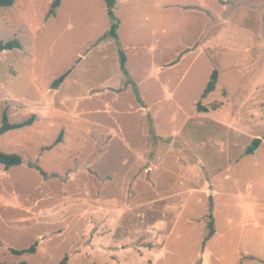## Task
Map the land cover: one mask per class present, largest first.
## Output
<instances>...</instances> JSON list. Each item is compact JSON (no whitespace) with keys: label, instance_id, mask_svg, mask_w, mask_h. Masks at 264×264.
Masks as SVG:
<instances>
[{"label":"rangeland","instance_id":"rangeland-1","mask_svg":"<svg viewBox=\"0 0 264 264\" xmlns=\"http://www.w3.org/2000/svg\"><path fill=\"white\" fill-rule=\"evenodd\" d=\"M52 1L0 7V124L36 115L0 135V262L264 264V0H116L118 39Z\"/></svg>","mask_w":264,"mask_h":264},{"label":"trees","instance_id":"trees-1","mask_svg":"<svg viewBox=\"0 0 264 264\" xmlns=\"http://www.w3.org/2000/svg\"><path fill=\"white\" fill-rule=\"evenodd\" d=\"M105 5H106V13L108 17L111 20V26L108 32L103 36V38L110 36L114 39H118V34H117V28L119 24L118 18L115 16L113 8L116 3V0H104ZM14 4V0H0V7H11ZM61 4V0H53L50 5V9L48 11L49 16H52L55 14V9L58 8ZM21 44L17 40H10V41H0V52L5 51V50H11L14 48H20ZM119 60H120V69L124 73V75H128V72L126 70L125 64H126V56L123 51H119ZM69 71L63 73L61 76L58 78L54 79L51 83V88L57 89L59 85L63 82L65 77L68 75ZM217 78H218V72L217 70H214L210 78L201 94L202 98H205L210 92H212L217 84ZM215 107V106H214ZM198 110H204L206 111L205 107L200 106L199 104L197 105ZM36 119L35 114H31L29 117L26 119L19 121V122H10L8 120L7 112L4 111L2 113V120L0 124V135L12 130V129H20L26 126H31L33 122ZM62 139V133H60L54 142V144H57L61 141ZM263 138L255 137L252 139L251 143L247 146V148L244 150L245 155H251L255 152V150L259 147L261 144ZM0 164L7 170L13 166H17L22 164V158L19 154L16 153H5L0 151ZM30 167H35L37 170L41 172V174L45 175L44 171L40 169V167H36L33 164H30ZM36 250V244H32L30 247L22 249V250H17L14 252L18 253H24V252H30L33 253ZM68 262V256L65 255L63 258L59 261L58 264H67ZM0 264H5L1 263ZM19 264H28L26 262H21Z\"/></svg>","mask_w":264,"mask_h":264}]
</instances>
